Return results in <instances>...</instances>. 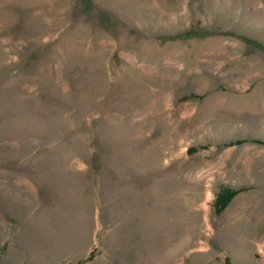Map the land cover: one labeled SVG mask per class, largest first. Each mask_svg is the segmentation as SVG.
Listing matches in <instances>:
<instances>
[{
    "label": "rangeland",
    "instance_id": "rangeland-1",
    "mask_svg": "<svg viewBox=\"0 0 264 264\" xmlns=\"http://www.w3.org/2000/svg\"><path fill=\"white\" fill-rule=\"evenodd\" d=\"M0 264H264V0H0Z\"/></svg>",
    "mask_w": 264,
    "mask_h": 264
},
{
    "label": "trees",
    "instance_id": "trees-1",
    "mask_svg": "<svg viewBox=\"0 0 264 264\" xmlns=\"http://www.w3.org/2000/svg\"><path fill=\"white\" fill-rule=\"evenodd\" d=\"M228 195V192H223L222 193V195L220 196V199L219 200H222V202L224 201V198L226 197ZM231 195H233V194H231ZM218 200V201H219ZM221 203V202H220ZM219 204V203H218ZM227 204H226V202L224 203V204H222V206H221V208L220 209H222L223 207H225Z\"/></svg>",
    "mask_w": 264,
    "mask_h": 264
}]
</instances>
